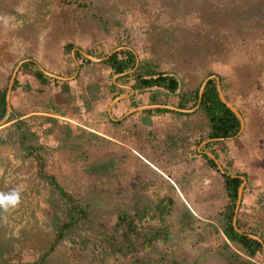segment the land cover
<instances>
[{
	"label": "rangeland",
	"instance_id": "rangeland-1",
	"mask_svg": "<svg viewBox=\"0 0 264 264\" xmlns=\"http://www.w3.org/2000/svg\"><path fill=\"white\" fill-rule=\"evenodd\" d=\"M37 37L92 52L93 76L137 86L154 71L178 87L138 88L160 102L98 127L57 131L40 113L1 120L0 194L19 191L20 203L0 207V264H264V248L250 257L223 233L227 210L248 224L240 232H264V0H0L12 57ZM114 52L132 53L135 66L115 73ZM209 80L242 118L234 137H209ZM223 174L242 179L241 198L260 194L253 214L231 202ZM57 224L69 225L60 234Z\"/></svg>",
	"mask_w": 264,
	"mask_h": 264
},
{
	"label": "crops",
	"instance_id": "crops-1",
	"mask_svg": "<svg viewBox=\"0 0 264 264\" xmlns=\"http://www.w3.org/2000/svg\"><path fill=\"white\" fill-rule=\"evenodd\" d=\"M35 41L29 42V46L35 44L37 48L29 49L27 55H21L22 53L18 52L13 57L10 54V41L5 38L0 44V91L6 92L7 113L8 108L12 107L11 114L14 116L10 120L11 122L40 113L43 119L54 121L57 131L62 127L61 124L66 122H69V126L74 129L98 127L100 123L105 124L106 121L122 120L127 114L125 112L151 106L148 105L149 103L154 105L160 102L153 92L143 95L138 93L139 89L135 88V85H124L117 79L108 81L102 79L103 75L93 76L91 74L93 68L90 66L99 59L90 58L92 57L88 54L90 51L83 46H73L70 43L73 48L68 51L66 44L61 47V50H53L50 49L52 47L50 42L53 40L47 43L46 37L43 38V42H39L37 37ZM56 44L55 42L54 45L56 46ZM86 62H89L90 66L86 65ZM15 76L17 81H22H15L18 83L17 86L14 85L16 93L15 91L10 93L12 80ZM32 98L37 99L36 101L39 103H32L35 107L33 109L30 108L33 107L30 102V105L26 103ZM43 99L46 101L40 104L39 101ZM16 103L22 106L23 109L20 107L22 112ZM17 109L18 112L15 111ZM259 189L261 190V188ZM259 196L260 194L257 193L248 197L244 194V197L241 198L243 200L241 211L253 214V202L256 199L257 204L262 202ZM236 214L237 212L234 214V219ZM234 224L235 222L233 226L238 232H240L238 227L241 230L248 227L247 223L241 225L240 220L237 221L236 226ZM261 225L257 223V233L245 234L260 242L264 248V232L261 231ZM254 232L256 231L254 230Z\"/></svg>",
	"mask_w": 264,
	"mask_h": 264
},
{
	"label": "trees",
	"instance_id": "trees-1",
	"mask_svg": "<svg viewBox=\"0 0 264 264\" xmlns=\"http://www.w3.org/2000/svg\"><path fill=\"white\" fill-rule=\"evenodd\" d=\"M120 52H114L110 56H108L106 62L110 65L115 73L121 74L125 72L128 68L135 66L134 55L129 52V57L126 59H121ZM154 71H149L148 77L144 79L138 74L137 75V86L135 88H144V87H153L159 85H165L171 92L175 91L178 87L177 81L172 78H166L164 75H157ZM157 75L156 77H153ZM17 82H15V86H17ZM202 106H204L205 111L207 113L208 118L212 123V130L209 134V137L212 139H222V138H230L236 136L241 129V122L237 115L229 108L227 105L220 99L218 94L217 86L213 82V80H209L207 87L203 93L202 98ZM160 111H168L166 109H159ZM7 114V101H6V92L0 91V121L4 119ZM14 114L10 115V120H12ZM15 118V117H14ZM18 122V121H17ZM25 136V135H24ZM23 136V137H24ZM3 142V138L0 136V143ZM30 151H34L36 149L35 146L27 147ZM208 157V156H207ZM211 164L215 166V161L209 158ZM225 179V186L227 189L228 196L231 202L234 204L238 200V191L242 184V179L239 176H230L227 174H223ZM48 177L47 179H49ZM51 181L53 178H50ZM56 184V183H55ZM57 190H59L62 196H68L65 189L56 184L55 186ZM71 197H69V200ZM78 210L82 214V216L86 215V208L83 207L84 204L77 205ZM80 206V207H79ZM150 207L145 206L139 213L141 217H145L147 211ZM67 214L69 216L76 214L75 205L70 206L67 209ZM235 212L227 210L223 215L227 218L228 222L223 227V233L235 245H240L239 247L243 252H245L248 256L253 257L257 254L258 251L261 250L262 245L257 240L249 237V235L245 233H240L233 226V218ZM123 220L130 219L128 230L133 234H138L139 231L137 229V225L133 222V217H129L128 214L123 213L119 215ZM129 217V218H128ZM68 225H58V230L60 234H62V229L68 228ZM218 231V229H216ZM227 248H230V245L226 243ZM248 264H259L257 262L249 261Z\"/></svg>",
	"mask_w": 264,
	"mask_h": 264
},
{
	"label": "clouds",
	"instance_id": "clouds-1",
	"mask_svg": "<svg viewBox=\"0 0 264 264\" xmlns=\"http://www.w3.org/2000/svg\"><path fill=\"white\" fill-rule=\"evenodd\" d=\"M20 203L19 191L13 190L9 193L0 194V207L5 209L15 207Z\"/></svg>",
	"mask_w": 264,
	"mask_h": 264
},
{
	"label": "water",
	"instance_id": "water-1",
	"mask_svg": "<svg viewBox=\"0 0 264 264\" xmlns=\"http://www.w3.org/2000/svg\"><path fill=\"white\" fill-rule=\"evenodd\" d=\"M218 94L220 96V99L227 105V107H229L237 115V117L239 118L240 122H242V118H241L240 114L238 113V111L236 109H234V107H232V106H230L229 104L226 103L225 98H224L223 94L221 93V89L220 88H218ZM201 95L202 94H200V98H201ZM10 110H11V107L8 108V113H7L6 117L3 119V121L1 123H5L7 121V119L10 117ZM1 123H0V125H1ZM241 190L242 189L239 190L238 202H240V200H241V192H242Z\"/></svg>",
	"mask_w": 264,
	"mask_h": 264
}]
</instances>
